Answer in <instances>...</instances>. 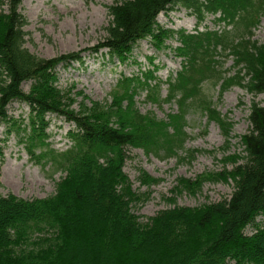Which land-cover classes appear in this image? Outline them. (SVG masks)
<instances>
[{
	"label": "trees",
	"instance_id": "trees-1",
	"mask_svg": "<svg viewBox=\"0 0 264 264\" xmlns=\"http://www.w3.org/2000/svg\"><path fill=\"white\" fill-rule=\"evenodd\" d=\"M22 2L0 0V122L8 121L11 102L28 104L31 132L22 141L30 152L40 148L38 160L49 156L52 164L65 168L66 176L46 198L0 193V264H264V225L257 222L264 215V102L256 100L264 95V44L254 39L264 0L112 4L107 37L93 51L107 49L110 58L137 63L132 60L135 43L150 38L163 47L176 36L182 68L166 80L164 98L163 83L155 75L158 67L153 65L123 76L110 105L93 102L80 111L71 107L69 91L57 85V69L82 62L81 54L45 58L31 52L26 47L28 20L21 12ZM177 7L196 17L194 32L160 26L159 14ZM208 16H213L217 29L205 25L200 29ZM228 56L233 59L229 70L224 68ZM209 79L219 86V98L234 85L254 97L249 129L241 136L244 154L232 171L223 174L234 182L235 190L229 199L200 207L175 205L141 222L133 207L142 197L124 172L126 149L166 156L199 152L185 146L187 114L193 108L218 122L228 137L230 122L203 89ZM26 81H32L28 92L22 87ZM136 90H144L148 101L177 103V111L165 119L143 113L133 98ZM51 115L74 125L66 150L50 147L46 129ZM147 179L154 183V178ZM184 186L190 188L191 183ZM248 227L252 234L246 233Z\"/></svg>",
	"mask_w": 264,
	"mask_h": 264
},
{
	"label": "rangeland",
	"instance_id": "rangeland-1",
	"mask_svg": "<svg viewBox=\"0 0 264 264\" xmlns=\"http://www.w3.org/2000/svg\"><path fill=\"white\" fill-rule=\"evenodd\" d=\"M124 0H23L21 12L28 20L26 26V47L31 52L45 58L79 52L82 62L61 65L57 69L59 88L69 91L73 100L71 107L80 111L93 102L110 105L112 92L118 88L123 76L138 74L158 67L155 75L162 81L161 97L167 95L166 80L175 76L182 68V57L175 47L179 45L176 36L168 39L162 46L155 45L150 38L138 41L134 45L132 60L122 63L117 58H110L106 52L93 51L107 37L106 27L111 17L109 6ZM208 16L204 25L214 30L218 27ZM158 23L173 31L194 32L197 19L183 8L161 12ZM254 39L264 44V16L254 31ZM233 59H224V68L229 70ZM32 81L23 83L28 92ZM204 92L216 104V110L230 122V134L227 137L216 121H209L206 113L199 108L191 109L187 114L186 148L199 152H179L177 156L162 153L146 154L141 148L126 149L128 158L124 172L130 179L133 190L141 195L142 201L133 207L141 222L160 211L176 206L200 207L204 204L229 199L235 190L234 182L223 177L241 161L244 154L241 136L249 129L250 106L254 97L242 86L230 87L219 98V86L213 80H207ZM135 104L143 113H151L159 119L177 111V103H157L148 101L144 90H136L133 95ZM264 102V95L256 97ZM126 103V101H125ZM31 108L25 102L15 100L8 105V121L0 122V193H13L25 199L46 198L52 196L58 183L66 176L65 168L52 164L50 157H39L40 148L30 152L25 134L30 130ZM47 132L50 147L63 151L69 148L71 141L68 132L74 125L64 117L51 115L47 118ZM23 129H26L25 131ZM239 158V159H238ZM238 159V160H237ZM49 160V161H48ZM215 175L217 181H204L201 176ZM147 177L154 178L148 183ZM201 177V178H200ZM200 178V181H199ZM189 181L191 187L184 186ZM199 181V186L196 183ZM204 181V182H203ZM263 223L264 215L257 218ZM247 234L253 233L248 227Z\"/></svg>",
	"mask_w": 264,
	"mask_h": 264
}]
</instances>
